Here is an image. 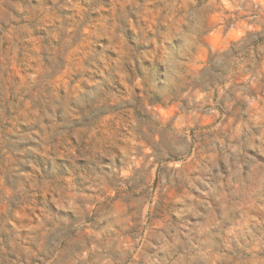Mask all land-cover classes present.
I'll return each mask as SVG.
<instances>
[{"label":"rangeland","instance_id":"1","mask_svg":"<svg viewBox=\"0 0 264 264\" xmlns=\"http://www.w3.org/2000/svg\"><path fill=\"white\" fill-rule=\"evenodd\" d=\"M0 264H264V0H0Z\"/></svg>","mask_w":264,"mask_h":264},{"label":"trees","instance_id":"2","mask_svg":"<svg viewBox=\"0 0 264 264\" xmlns=\"http://www.w3.org/2000/svg\"><path fill=\"white\" fill-rule=\"evenodd\" d=\"M254 34H255V33H249V34H248V37H249V36H253ZM209 62L211 63V60H210ZM212 66H213V65H212Z\"/></svg>","mask_w":264,"mask_h":264}]
</instances>
